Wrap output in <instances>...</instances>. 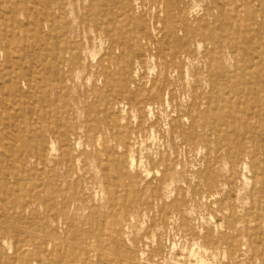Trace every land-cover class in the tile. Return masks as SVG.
<instances>
[{
  "label": "rangeland",
  "instance_id": "374dc122",
  "mask_svg": "<svg viewBox=\"0 0 264 264\" xmlns=\"http://www.w3.org/2000/svg\"><path fill=\"white\" fill-rule=\"evenodd\" d=\"M50 4L55 5L56 17L40 29L36 20L42 18L41 11ZM0 6V174L20 172L22 177L18 181L20 184L14 174L8 175V179L6 177L8 181H0L1 185L10 184V193L11 189L15 192L9 215L2 210L4 204L0 202V222L7 218L14 220L7 229L0 226V264H19L12 260L17 252L27 256L33 263L40 264L34 246L23 248L26 244L40 241L46 244V255L56 246L58 251L68 256L71 264H97L101 258L107 259L110 264H136L139 252L144 256L140 264H177L180 260L184 264H197L193 257L195 253L199 258L206 259L202 258L204 264H250L251 255L242 262H236L231 260V254L225 246L213 249L212 245L205 246L202 243L206 235L213 237V233H225L228 225L226 208L230 203L237 204L240 211L248 209L251 203V188L245 189L244 200H238L233 194L230 202L223 204L221 211L219 206L205 197L207 188L198 185L197 173L205 168L209 158L215 156L213 146L215 149L218 144H213V136L208 152L205 149V152L193 150L168 131L165 119L167 109L159 104L153 105L151 121H159L160 126L151 128L152 125L148 124L141 127L139 112H122L117 108L121 105L114 108L108 105L106 97L115 98L113 104L123 100L116 99L118 85H106V80L109 74L122 66V63L114 64V57L119 59L120 51L131 49L130 44L133 42L126 43L129 33H133L131 35L135 40L133 48L140 49L147 57L155 53V44L166 38L167 27H176L182 35L184 21L202 36H213L215 33L225 45L233 42L243 48L245 42L264 44V33L261 38L258 34L260 30L264 32V0H0ZM59 7L63 9L59 10ZM252 9L260 17L252 15ZM62 13H65V18ZM56 21L61 26L71 24L77 33H81V37L75 36V40L84 41L89 47L86 77L83 80L80 75L72 78L71 74L78 72L76 68L57 58L53 52L57 42L51 38V30ZM98 24L111 33L106 32L100 37L97 33L93 35ZM87 31L90 34H86ZM40 33L46 38V44L39 39ZM109 34H116L115 43ZM88 35H93L89 41L86 39ZM117 44L121 46L120 50ZM169 45L172 44L166 45L165 51L169 50ZM206 48L207 44H204L203 49ZM20 59H23L21 67L17 64L21 62ZM33 65L35 68L30 71ZM152 66V62H147L141 69L147 83L156 74ZM21 68L33 74L35 83L32 88H29L28 81L18 80ZM109 76L110 84L118 78L116 74ZM15 85H19L23 91V111L21 107L14 108L12 105L17 104ZM228 85H216L211 88L212 94L225 99ZM150 86L130 85L135 93L140 88ZM142 98L148 104V100L144 96ZM8 102L10 109H7ZM117 123L121 126L116 127ZM30 125L39 132L50 128L63 132L64 126H67L75 137L81 138L80 143L58 149L53 162L45 163L44 166L30 156L34 153V144L30 142L33 135L26 132ZM122 131L127 133L126 142L119 138ZM221 133V139L226 144L225 127ZM88 136L100 139L95 150L86 145L90 140ZM29 137L31 140H26ZM25 142L31 143V150L24 145ZM257 152L259 157H264V150L258 149ZM163 156L174 162L179 173V177L169 185L170 198L155 194L160 185L159 173L164 171L160 163ZM95 157L103 161L105 171L96 165ZM112 160H119L127 177L135 179V191L142 193L137 204V195H129L118 183V172L109 163ZM133 160L136 165L131 168ZM42 174L45 175L41 181L45 203L49 204L50 201L49 190L56 188L70 191L79 199L81 208H72L69 224L49 219L46 205L28 211L21 219L12 210L14 203L25 200V197L26 200L32 198L33 188ZM251 181V185L256 183L255 178ZM261 187L259 183L258 188ZM174 200H182L188 214L182 216L174 211L165 212L164 205ZM185 221H190L191 226L187 227ZM243 234L239 233L240 236ZM261 237L264 238V234ZM120 239L123 243L118 242ZM64 240L66 242L61 244ZM19 245L23 249L19 250Z\"/></svg>",
  "mask_w": 264,
  "mask_h": 264
},
{
  "label": "bare ground",
  "instance_id": "6f19581e",
  "mask_svg": "<svg viewBox=\"0 0 264 264\" xmlns=\"http://www.w3.org/2000/svg\"><path fill=\"white\" fill-rule=\"evenodd\" d=\"M26 2L29 3L28 1ZM58 9L62 10L63 8L59 7ZM237 14L238 13H236V16ZM251 14L255 16L258 15L254 9L251 10ZM41 16L42 18L40 17L39 20H36L40 29L47 26L46 24L49 20L56 17L55 5L53 6L50 4L49 7H45V9L41 11ZM62 17L65 18V13H62ZM258 17H260V15H258ZM63 25L64 24H62V26L59 25L56 21L51 30V38L55 39L57 42L53 47V52L57 55V58L65 63H70V65L76 68L78 72L75 73L73 71L74 73L71 74L72 78H78L77 75H80V79L83 80V77H86V63L89 58V47L86 45V42H77L75 40V36L80 38L81 33H77L71 24L66 23L64 26ZM12 26L14 25L12 24ZM240 27H242L241 24ZM206 29L208 28L206 27ZM182 30L183 34L180 35L176 27H167L166 38L164 40H159V42L155 44V53L148 55V57L144 56L140 49L133 48L135 40L131 35L133 33H129V36L126 37V43L128 45L131 41L133 42L132 45L130 44L131 49L120 51V60L114 57V64L119 65L122 63V66L117 68L112 74H109H116L118 78L113 84L109 83V75L108 80H106V85H118L116 88V99L123 101H117L113 104L115 98L108 99V97H106L107 103L112 108L121 105L117 108L122 112L126 110L139 112L141 114L140 126L144 127L150 124L152 125L151 128L158 125L160 126L159 121L154 123L151 121V117L154 114L153 105L159 104L163 106L165 110L167 109L165 119L167 121L166 128H168V131L177 138H180L185 144H188L193 150H198L200 152H205L206 150L208 152L211 148L212 136L214 138L213 144L223 146V148L221 146V148H218L217 145L215 149L213 146V153L215 156H213V159L209 158L205 168L197 173L198 185L207 188L205 197L208 198L211 203L219 206V210L221 211L223 204L229 201L233 194L237 196L238 200H244L243 191L245 189L251 188L249 197L251 203L248 209H243L244 211H240L237 204L230 203L226 208L228 225L225 233H221L220 235L213 233V237L206 235L202 238V243L205 246L212 245L213 249H219L221 245L225 246L227 251L231 254L232 261L242 262L248 255H251L250 264H264V238L261 237V235L264 234V157H259L257 152L258 149L264 150V44L255 43L253 45L251 42H245L243 48L233 42L231 45H225L221 37H217L215 33H213V36H207L206 34L202 36L199 31L191 28L186 21L183 22ZM106 32L111 33L110 30H105L102 24H98L97 29L93 30L92 33L93 35L97 33V36L100 37ZM263 33L264 32L261 30L258 32L260 38L263 36ZM86 34H90V31H87ZM42 36L43 35L40 33L39 39H41L42 43H45L46 38ZM92 37L88 35L86 39L89 41ZM109 37L114 43L117 41L116 34H109ZM168 44L172 45H169V50L167 49L165 51L166 45ZM204 44H207L206 49H203ZM117 47V49H121V46L118 44ZM22 60L23 59H20L21 62L17 63L20 67ZM147 62L153 63L151 69L154 73L156 72L155 77L149 83H147L145 76L141 73V69ZM34 68V65L31 66L30 71H33ZM16 69H18V67ZM18 80L28 81L29 88H32L35 83L33 74H30L29 70L23 68H21L18 75ZM224 81L226 85L229 84L226 89L225 99H221L218 96L215 97V95L212 94L213 91L211 88L213 89L216 85H225ZM130 85L151 86L148 88H140L137 93H135ZM14 93L16 95L17 104H11L14 108L15 106L21 107V111H23L25 103L22 97L24 96L19 85H15ZM142 96L148 100V104H145ZM222 101H224V104ZM7 104V109H10L9 102ZM9 118H11V116H9ZM115 126L120 127L121 125L117 123ZM64 127L65 130H63V132H60L59 129L53 131L52 128L39 132L30 125L26 132L32 133L33 135V140L30 142L34 144V153L30 154L31 158L34 157L40 164L46 166L45 163L53 162L54 153L57 152L58 149L73 146L75 143L79 144L81 138L75 137V134L69 127ZM224 127L226 130V144H224V140H222L220 136ZM88 138H90V140L87 141L86 145L95 150L97 148V142L100 141V139H94L89 136ZM119 138L126 142L127 133L122 131V133L119 134ZM28 139L31 140V137L26 138V140ZM30 144L28 142L24 143L26 147H30L29 150L33 147ZM141 149H143V147ZM207 155L208 154L205 155L206 159H208L206 157ZM95 159L97 160L96 165L99 169L105 171L103 161L97 157H95ZM109 163H112L118 172V183L127 190L129 195H137V200H135L137 204L142 193L135 191V179L127 177L121 168L119 160H112L109 161ZM160 163L164 166V171L162 174L159 173L161 175L160 185L159 189L155 191V194H159L160 197L163 195L166 198H170L169 185L179 177V173L176 172L175 164L170 158L163 156ZM135 165V160H133L131 168H134ZM10 174L16 175L17 182L21 181L22 177H20V172L2 173L0 174V181L6 179ZM44 176L45 175L42 174L37 179L38 183L36 187L33 188L35 191L32 198L26 200L25 197V200L14 203L12 210H14L16 216L21 219L28 211L31 212L38 207H44L46 205V213L49 219L53 221L58 220L65 225L69 224V213L72 208L76 207L77 210L81 208V205L78 203L79 199L75 195L73 196L70 191L67 192L63 191V189L56 188L49 190L50 201L49 204L47 202L46 204L45 200L42 198V196L45 195L44 191L41 190L43 185L41 181H43ZM254 178L256 183L251 185V180ZM7 179L6 181H8ZM259 183L262 185L261 188H258ZM5 184H0V202L4 204L2 210L5 214L9 215L11 211L10 203L15 199L13 195L15 192H12L11 189L10 193L8 188L10 184ZM18 184L20 183L18 182ZM76 189L78 190V188ZM248 201L246 203H249ZM164 209L165 212L174 211L177 215L184 216L188 214V209L185 208L182 200H174L171 203H166ZM52 211L55 212L51 213ZM13 222V219L7 218L6 221L0 222V226L7 229ZM184 223L187 227L191 226L189 225L190 221H185ZM221 226H223V224ZM241 232L244 233L241 235L244 238L239 235ZM65 242L64 240L61 244ZM118 242L123 243L122 239L118 240ZM30 246L36 248L40 264H46V260L49 262L47 264H71L68 256L66 254L64 255L63 251H58L56 246L47 255L46 253L48 251L46 252L47 248L44 242L40 241L39 243L26 244L23 248ZM23 248L20 245L18 246L19 250ZM119 250L120 249H118V251ZM214 255L215 251L213 252V257ZM0 256H2V254H0ZM193 257L196 258L197 264H204V257L200 256L199 258L196 253ZM143 259V254L139 252L136 255L137 263L140 264ZM12 260L19 264H35V262L33 263L27 256H23L19 252L12 257ZM180 262L183 261L180 260ZM180 262L177 264H184ZM163 263L164 262H158V264ZM175 263L176 262H174V264ZM97 264L110 263L107 259L101 258Z\"/></svg>",
  "mask_w": 264,
  "mask_h": 264
}]
</instances>
